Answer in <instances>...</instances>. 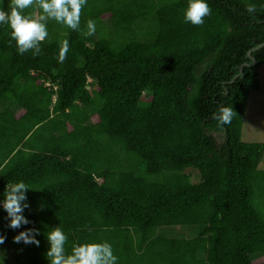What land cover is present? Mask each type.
<instances>
[{
	"label": "trees",
	"instance_id": "trees-1",
	"mask_svg": "<svg viewBox=\"0 0 264 264\" xmlns=\"http://www.w3.org/2000/svg\"><path fill=\"white\" fill-rule=\"evenodd\" d=\"M207 2L197 26L183 21L188 0H88L80 31L48 21L35 55L0 25V193L31 189L29 225L9 229L0 209V262L48 264L45 236L59 226L67 252L107 241L119 264H264V144L242 140L264 0ZM221 106L233 109L223 127ZM26 227L39 247L13 242Z\"/></svg>",
	"mask_w": 264,
	"mask_h": 264
},
{
	"label": "clouds",
	"instance_id": "clouds-1",
	"mask_svg": "<svg viewBox=\"0 0 264 264\" xmlns=\"http://www.w3.org/2000/svg\"><path fill=\"white\" fill-rule=\"evenodd\" d=\"M2 4L3 0H0V5ZM87 4L88 0H9L7 11L0 7V25H7L10 28V38L15 41L18 54L23 55L29 50H34L35 55L38 54L41 42L49 36L48 21H55L68 29L80 31L81 10ZM29 7L40 10L38 18L34 14H25V10ZM246 11L254 13L256 6L247 4ZM210 14L211 8L207 0H188L183 21L192 25H203L204 18ZM86 29L83 35L93 36L96 33L95 21L88 20ZM68 49L69 44L65 40L60 47L58 62L64 61ZM232 117L233 109L226 106L219 107L212 114V119L220 127L230 124ZM30 190L21 180L8 183L4 192L0 193V209L6 213L5 219L9 229L17 230L31 223L24 215L30 208L27 195ZM50 229L45 236L48 244L45 259L48 264H119V258L114 255L111 243L85 242L74 245L69 253L66 251L68 236L64 230L59 226ZM39 235L38 229L26 227L24 231L14 236L13 242L39 247L40 241L37 239ZM5 239V236L0 235V245L5 243ZM0 264H4V261Z\"/></svg>",
	"mask_w": 264,
	"mask_h": 264
},
{
	"label": "rangeland",
	"instance_id": "rangeland-1",
	"mask_svg": "<svg viewBox=\"0 0 264 264\" xmlns=\"http://www.w3.org/2000/svg\"><path fill=\"white\" fill-rule=\"evenodd\" d=\"M257 75L260 82L259 91L250 94L247 110L244 117L242 140L245 143L264 144V64L257 68ZM259 170L264 171V156L260 162ZM192 175L193 182L199 181L195 171L188 170ZM180 235L189 236L187 231H177Z\"/></svg>",
	"mask_w": 264,
	"mask_h": 264
},
{
	"label": "water",
	"instance_id": "water-1",
	"mask_svg": "<svg viewBox=\"0 0 264 264\" xmlns=\"http://www.w3.org/2000/svg\"><path fill=\"white\" fill-rule=\"evenodd\" d=\"M263 47H264V44H263V45H260V46L257 47V48H255L253 51H258V50L262 49ZM248 58H250V59L253 61V64H252V65H247V66H249V67H253V66H255V65L257 64V61L252 57L251 53H248ZM244 66H245V65H243V66L240 67V71H241V75H240V76H241V77L243 76V68H244ZM238 77H239V76L235 77L231 83L235 82V80H236Z\"/></svg>",
	"mask_w": 264,
	"mask_h": 264
}]
</instances>
